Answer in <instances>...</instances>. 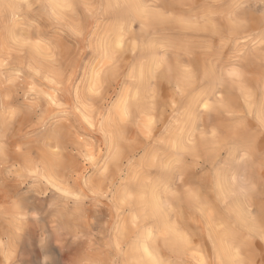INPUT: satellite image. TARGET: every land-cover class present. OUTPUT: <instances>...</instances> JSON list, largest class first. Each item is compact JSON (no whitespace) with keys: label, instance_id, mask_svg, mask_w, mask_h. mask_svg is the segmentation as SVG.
Returning a JSON list of instances; mask_svg holds the SVG:
<instances>
[{"label":"rangeland","instance_id":"obj_1","mask_svg":"<svg viewBox=\"0 0 264 264\" xmlns=\"http://www.w3.org/2000/svg\"><path fill=\"white\" fill-rule=\"evenodd\" d=\"M52 5L0 0L4 171L43 169L67 201L85 182L104 193L85 212L120 260L158 193L183 264L229 245L235 264H264V0Z\"/></svg>","mask_w":264,"mask_h":264},{"label":"clouds","instance_id":"obj_2","mask_svg":"<svg viewBox=\"0 0 264 264\" xmlns=\"http://www.w3.org/2000/svg\"><path fill=\"white\" fill-rule=\"evenodd\" d=\"M260 131L264 132V119ZM109 162L103 164L101 176ZM33 167L13 173L5 172V165L0 163V264H147L142 258L120 260L119 246L112 254L111 247L104 243V233L92 231L96 221L88 218L85 202L104 193L85 182L80 195L67 201L51 190L56 182L52 175L43 169L34 171ZM11 175L17 179H10ZM142 245L134 249L137 255ZM230 249L231 245L229 258H213L208 264H235Z\"/></svg>","mask_w":264,"mask_h":264},{"label":"bare ground","instance_id":"obj_3","mask_svg":"<svg viewBox=\"0 0 264 264\" xmlns=\"http://www.w3.org/2000/svg\"><path fill=\"white\" fill-rule=\"evenodd\" d=\"M50 2L53 4L52 7L56 5L54 6L55 8L59 7L60 3H62V0H50ZM60 7L62 6L60 5ZM141 9L142 7L140 5H136L134 13H141ZM183 81L185 82V80ZM182 92L184 93L185 91ZM52 186L57 188V185L52 184ZM164 205L165 202L158 195V193H153L150 195V197L142 201L140 203V207H137V209L134 211V214L131 216V222L134 225L135 231L131 232V245L125 250V254H128L125 256V260H135L142 258L147 262V264H164L167 260H163V258L159 256L161 254L159 250L160 247L165 248L166 253L163 254H166L167 259H179V253L182 252L180 251L182 248V238L177 232L175 220L172 217V214L164 210ZM139 218L141 225L136 227V222L139 220ZM141 242H143L142 250L137 255L134 252V249H136L137 246L141 244ZM175 254H178V258ZM224 258H229V255L224 256Z\"/></svg>","mask_w":264,"mask_h":264},{"label":"snow or ice","instance_id":"obj_4","mask_svg":"<svg viewBox=\"0 0 264 264\" xmlns=\"http://www.w3.org/2000/svg\"><path fill=\"white\" fill-rule=\"evenodd\" d=\"M92 90L95 91V86H94V88ZM85 157H86V159H89V160L93 159V157L89 156L88 154H85Z\"/></svg>","mask_w":264,"mask_h":264}]
</instances>
